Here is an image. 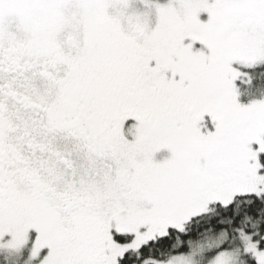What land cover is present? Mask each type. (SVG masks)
I'll return each mask as SVG.
<instances>
[{"label": "snow or ice", "instance_id": "6c2138e0", "mask_svg": "<svg viewBox=\"0 0 264 264\" xmlns=\"http://www.w3.org/2000/svg\"><path fill=\"white\" fill-rule=\"evenodd\" d=\"M0 264H264V0H0Z\"/></svg>", "mask_w": 264, "mask_h": 264}]
</instances>
